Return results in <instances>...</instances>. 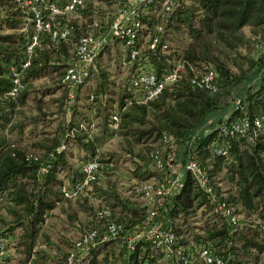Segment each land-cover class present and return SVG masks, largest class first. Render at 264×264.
<instances>
[{"label":"trees","instance_id":"16d2710c","mask_svg":"<svg viewBox=\"0 0 264 264\" xmlns=\"http://www.w3.org/2000/svg\"><path fill=\"white\" fill-rule=\"evenodd\" d=\"M144 4L136 7L133 44L157 75L174 70L175 78L145 102H128V78L138 62L129 59L124 39L110 34L123 50L109 42L111 15L100 30L92 27L100 4L86 0L55 14V27L67 26L68 33L52 39L36 30L26 0H0V236L7 241L0 264H104L114 253L118 264H206L202 246L223 264H264V51L255 48L264 42V0H175L169 10L163 0ZM41 12L45 19L47 10ZM89 31L107 38L68 102L61 78ZM33 35L22 86L11 96L9 67L24 60ZM209 68L213 90L191 82ZM234 120L246 124L234 130ZM112 137L115 147L105 148ZM156 150L161 168L149 165ZM90 159L100 167L86 186L80 168ZM190 159L204 170L214 198L187 167ZM127 167L123 177L118 170ZM170 180L175 187L150 205L135 190ZM219 202L235 223L226 221ZM101 207L121 231L68 261L79 233L103 228L95 214ZM151 226L173 232L168 254L152 243Z\"/></svg>","mask_w":264,"mask_h":264},{"label":"built area","instance_id":"2783aa9c","mask_svg":"<svg viewBox=\"0 0 264 264\" xmlns=\"http://www.w3.org/2000/svg\"><path fill=\"white\" fill-rule=\"evenodd\" d=\"M26 1L30 4V8L33 12L36 30H47L52 39H59L65 38L68 33V27L63 26L62 28H56L54 25L55 14L70 11L75 6L84 3L86 0H66L62 5H58L55 0ZM147 1L149 0H127L125 3L115 8L116 11L108 24V32L111 35L124 39L123 46L127 49L129 59H136L138 62V65L134 68V72L128 78V91L130 93L128 102L131 100H135L136 102H145L155 96L166 83L171 82L175 78L174 70L169 71L165 75H157L152 69H150V67L145 65L144 60H146V55L140 52L133 44L132 38L134 37L136 29L140 24L136 7L141 5V8H144V3ZM174 1L175 0H163V8L165 10H169ZM41 7L47 10L45 19L43 18ZM91 25L97 30L101 27V21L96 15L92 17ZM160 29L161 24L157 23V33ZM155 38L156 37H154L153 40ZM104 40V34L100 32L93 33V31H89L87 34L79 37L74 47V57L68 63L61 78V80L68 86V102L73 100V88L82 82L88 74L89 68L93 65L94 56ZM35 43L36 37L33 35L31 40L25 45L26 54L24 60L20 62L18 66L10 65L9 67V74L12 83L9 89V94L11 96H14L22 86L20 76L22 70L29 63L32 48ZM150 46H152V43H150ZM255 48L257 50L264 51V42L255 44ZM214 76L215 72L213 69L209 68L202 75H200V77L192 78L191 82L197 86H205L213 90L215 88L212 81ZM111 119L112 125L116 126L118 121L117 109L113 110ZM245 124V122L234 120L231 123V127L234 130H237L242 126H245ZM256 124L258 126L262 125L260 122H256ZM214 150L216 152H223L222 147H215ZM151 157L152 160L149 165L161 168L162 162L157 150L151 153ZM99 167L100 163L96 159H90L83 162L80 168L83 173L81 183L88 186L90 182L96 178ZM187 167L191 170L197 183L206 192H209L211 197L214 198V193L209 179L196 160H188ZM45 170V166H42L39 169L40 172H45ZM174 187V180H170L166 186L158 184L154 181H147L136 184L135 190L141 192L142 196L146 199L147 204L150 205L156 194L170 192ZM65 194L68 196L70 195L68 192H65ZM217 206L221 210V213L224 215L227 222L230 224L236 222V216L230 212V209L225 206L224 203L219 202ZM150 212L151 210L149 213ZM95 214L102 220L103 228H92L79 233L73 239L71 250L67 253L68 261L71 262L73 258L79 257L89 245L107 237H115L121 231L122 224L113 218L111 211L108 208H97L95 210ZM147 231L151 234L152 243L155 246L160 247L164 251L165 255L168 254L170 244L173 240V232L169 228L155 226H151L147 229ZM139 235L141 234H135L133 237H130L129 240H132ZM6 242V238L4 236H0V255H2L5 250ZM200 256L206 264H223V260L219 256L213 254L206 246H202Z\"/></svg>","mask_w":264,"mask_h":264},{"label":"rangeland","instance_id":"374dc122","mask_svg":"<svg viewBox=\"0 0 264 264\" xmlns=\"http://www.w3.org/2000/svg\"><path fill=\"white\" fill-rule=\"evenodd\" d=\"M127 0H103V2L102 1H98V0H92V2H93V4H94V6H97V4H100V5H98V6H100V10H98V9H96L97 10V12H99V14L98 13H92V15H91V18L93 17V14H95L99 19H100V21L102 22V23H107L106 22V19L108 18L109 19V17H105V15H111V17H113V14L115 13V8L117 7V6H119V5H121V4H123V3H125ZM111 3V4H110ZM109 5L111 6V7H109ZM158 11H160V10H158ZM156 12V11H155ZM158 13V12H157ZM246 29V28H245ZM100 30V29H99ZM245 31H247V30H245ZM106 32V35H107V37H109V42H111L113 45H117V48L119 49H122L123 47H122V45H121V43L116 39V38H112L111 36H110V33L106 30L105 31ZM105 34V33H104ZM106 35H105V38H107L106 37ZM146 38V37H145ZM115 47V46H114ZM123 50V49H122ZM142 51V50H141ZM257 52V50L256 49H253V51H252V54H255ZM120 67H121V73H125L126 72V69L128 70V63H125V64H120ZM124 69V70H123ZM115 140H116V137H112L110 140H109V142H107V143H105V145H104V147L106 148V147H108V148H113V147H115ZM128 164V163H127ZM128 166V165H127ZM129 167H127V168H124V169H119L118 171L120 172V174L123 176V177H127L126 175H128L129 173V169H128ZM130 179V180H129ZM128 180H129V182H131V181H133V178L131 177V178H128ZM126 185H127V183H126ZM104 262H106V264H118L119 263V260H118V257H117V254L116 253H114V255L113 254H110L108 257H107V260H105Z\"/></svg>","mask_w":264,"mask_h":264},{"label":"crops","instance_id":"0c3cea01","mask_svg":"<svg viewBox=\"0 0 264 264\" xmlns=\"http://www.w3.org/2000/svg\"><path fill=\"white\" fill-rule=\"evenodd\" d=\"M113 126V125H112Z\"/></svg>","mask_w":264,"mask_h":264}]
</instances>
